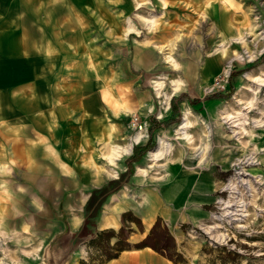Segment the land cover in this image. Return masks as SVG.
I'll return each mask as SVG.
<instances>
[{
  "label": "rangeland",
  "instance_id": "rangeland-1",
  "mask_svg": "<svg viewBox=\"0 0 264 264\" xmlns=\"http://www.w3.org/2000/svg\"><path fill=\"white\" fill-rule=\"evenodd\" d=\"M148 19L155 20L152 28ZM172 41L177 69L161 50ZM144 47L159 55L152 71L112 67L129 57V49ZM67 57L72 62L60 67ZM81 60L88 67H73ZM96 81L138 104L133 110L115 101L133 112L115 141L94 134L101 126L88 116L109 112L93 102ZM173 81L180 88L171 94ZM216 93L232 96L205 100ZM132 115L147 129L133 148L145 145L151 130L156 145L150 151L165 136L168 158L159 164L166 168L160 174L149 168L150 151L136 163L130 181L103 207L100 221L108 205L123 206L112 215L117 227L105 229H123V243L141 250L161 217L185 264H222L224 258L264 264V0H0V166H11L0 203L12 210L18 191L19 226L2 220L9 230L24 232L20 264L106 260L103 248L85 243L61 249L59 235L70 222L67 204H80L73 200L77 193L61 190L60 170L49 165L45 148L56 152L57 161L84 165L88 158L118 178L133 148L115 165L107 157L115 144L125 146L138 134ZM166 121L174 122L158 126ZM138 167L144 169L139 176ZM178 190L185 196L179 205ZM152 194L159 204L138 206ZM7 259L0 255V263L11 264Z\"/></svg>",
  "mask_w": 264,
  "mask_h": 264
},
{
  "label": "crops",
  "instance_id": "crops-1",
  "mask_svg": "<svg viewBox=\"0 0 264 264\" xmlns=\"http://www.w3.org/2000/svg\"><path fill=\"white\" fill-rule=\"evenodd\" d=\"M157 54L158 53L155 50L149 47L129 49L128 50L129 57L126 59H122L117 64H114L112 67H131L134 71H138L139 73H147L148 71H152L153 69H155V67L158 66L159 55ZM63 62L64 64H62L60 67H68V63H71L72 61L71 58L67 57ZM73 67H88V64L82 63L81 60V62L79 61V63L74 64ZM94 90L95 93L92 94L93 102L96 105H99L102 109H108L109 111L107 114H102V115H95L94 113L88 114V116H91V118L95 116L96 121L101 126L100 128L101 131L97 133L94 132V134H97L99 136L101 135L102 140L104 139L103 142L104 141L107 142L109 140L115 141L119 136V132L121 131V125L124 124L123 120L128 121L129 116L133 113H125L124 111L123 112L115 111V109L113 110V108L110 107V104L105 100V98H103L105 91H108L112 95L114 101H117V103L121 105L127 103L129 106L132 107L133 110L137 108L138 105L137 101H133V100L127 102L124 101L123 99H121L120 96H118L119 94L114 89L110 88L109 86H105L103 81H99V82L96 81ZM134 99L136 98L134 97ZM149 105L150 104H147V106ZM87 109L88 108L86 107V111H88ZM87 117L84 115L83 117H81V119L82 120L84 118L87 119ZM85 130L86 129H84V132ZM45 152L48 154L46 158L49 160V165L57 167L60 170L58 176L63 181L61 183L63 185L61 190H63L64 192L73 191L74 194L77 193L76 195H73V200L76 201L78 199L76 202L80 204V206H78V204L76 205L72 201L68 202L67 204L69 206L68 214L70 218L69 227H67V229L59 235V237L65 234L66 232L77 233L84 224L85 221L84 207L90 197L91 192L94 189L102 187L110 180L116 178L111 179L107 177L108 176L107 174H105L104 172H100L99 169H96L91 159L87 158V163L83 162L84 165H80L79 163L70 165L69 162L62 160V158L60 157L59 160L57 161V157H55L56 155H54L51 149L45 148ZM59 162H65L71 168L73 173L66 172V174H64L65 171H63V169L61 168V164ZM191 178L194 179V177ZM196 181L199 183L200 179L196 177ZM116 193L112 194L110 197L114 196ZM184 197L185 196L183 195V193L179 192L178 190V192L175 194V203H177L178 205L181 204L184 201ZM78 209L79 211L81 210L82 212L80 211V213H78ZM77 218H79L80 223H76L75 219ZM101 222L102 220L100 221L99 218L98 221L99 230L105 228H112L109 226L103 227L101 225ZM164 263L168 264L165 262L163 256L159 255L157 252L153 250L145 248L135 251L132 250L124 251L117 259L110 261L108 264H164Z\"/></svg>",
  "mask_w": 264,
  "mask_h": 264
},
{
  "label": "trees",
  "instance_id": "trees-1",
  "mask_svg": "<svg viewBox=\"0 0 264 264\" xmlns=\"http://www.w3.org/2000/svg\"><path fill=\"white\" fill-rule=\"evenodd\" d=\"M231 94L232 93H216L205 97V100L228 99L232 96ZM179 100H184L183 96L180 97ZM175 102L176 99L173 98L172 105L174 108H176ZM194 102V104H198L201 100H196ZM173 122L174 121H166V123H159L158 126L170 125ZM153 131L151 130V136L145 145L135 146L133 148L132 155L127 160V170L125 172L121 173L118 178L110 180L102 187L94 189L91 192L84 207L85 221L82 228L77 233L66 232L59 237V245L63 251L72 248L75 245H79L80 243H85L88 246L95 248H101V251L103 248V254L106 257V260L99 264H107L110 261L117 259L122 252L132 250L129 244L123 243V240L125 239V237H123V229H121L118 233H116L113 229L99 230L98 221L101 216L103 206L107 202L108 198L112 194L121 190L124 184L130 181L131 177L135 173V164L139 163L156 145L153 137ZM114 238H117V241L114 245H112L111 242ZM102 240L106 241L104 245L105 247H100L99 245ZM144 241L147 243L137 249L150 247L174 264L187 263L183 257L184 254L180 251V247L175 237L171 234L167 224L161 217L156 220ZM222 249L225 250L226 247H222ZM222 264H232V260L224 258L222 259Z\"/></svg>",
  "mask_w": 264,
  "mask_h": 264
},
{
  "label": "bare ground",
  "instance_id": "bare-ground-1",
  "mask_svg": "<svg viewBox=\"0 0 264 264\" xmlns=\"http://www.w3.org/2000/svg\"><path fill=\"white\" fill-rule=\"evenodd\" d=\"M154 21L155 20H153V19L146 20V22L150 24V28H152ZM175 46H176L175 41H172V42H170V43H168L166 45L161 46V50H163L166 53V58L168 59V61H170L173 64V66L176 67V69H177L178 64H177V62H176V60H175V58L173 56V52L175 50ZM172 85H173V89H172V93L171 94H174L175 92H177L179 90L180 84H179V82L173 81ZM156 86H162V84L157 83ZM157 90L159 91V88H157ZM170 96H168L167 99H166V103L165 104L167 105V107H169V98H170ZM103 98H105V100L110 104V107H112L113 110L115 109V111H122V112L124 111L125 113H133L132 110L129 107L119 106L115 101H113V99L111 97V94L108 91H105ZM189 114H190L189 111H185V119L188 118ZM223 118H226V117H223ZM226 124H228V122ZM184 127H185L184 125L181 126V128H184ZM217 127L220 130L224 129V126H222V125H219ZM143 137H145V136H143L142 134L138 133L125 146L124 145L123 146H119V145L115 144L113 146L112 150H111V153L107 157L108 161L110 163H112L113 165H115L124 156L131 154L133 146L138 144L143 139ZM167 145H168L167 144V139L165 138V136H160L159 140H158V145L156 146L155 149L150 151L149 161L151 163H150L149 168L154 169L157 172V174H160L159 171H163L166 168L165 165L159 164V162L161 160H163V159L168 158V156H167V152H168ZM54 153L56 154L55 151H54ZM59 163L61 164V168L63 169V171H65L64 174H66V172L67 173L68 172L73 173L71 168L65 162H59ZM54 165H56V164H54ZM0 168H1V171H0V185H1L3 183L4 175L6 173L10 172L8 170L11 168V166L10 165L8 166L7 164H2V166H0ZM143 172H144V169L141 168V167H138L136 175L139 176ZM1 178H2V180H1ZM163 182H164V180H161V181L159 180L158 184L161 185ZM14 184H16V183H14ZM16 185H18V183ZM0 190H1V187H0ZM1 192H0V194H1ZM17 194H18V191L16 192V194L13 197L11 196L12 200L10 201V206L12 207V210H8V208L6 207L7 206L6 203H3V201H1V203H0V255L6 256L8 258L7 261H9L11 264H20V257L22 255V253H21V251H22L21 237H22V233H24V232L21 233V232H19V230H13V229L9 230L8 225L5 224V222L2 220V218L9 217L10 218V224L14 228H17L19 226V221L21 219V217H20V213L21 212H20V209H19L20 206L18 204V196H17ZM31 194H33V192H31ZM6 197L7 196H5V198ZM2 198H0V199H2ZM150 198L152 199V201H150V199H148L147 197H144L143 201L138 206L142 207V208H146L147 207V209H153L157 204H159V198L155 194H152ZM19 200H20V198H19ZM120 208H123V206L118 201L115 202L114 204L108 205L106 207L105 212H104V216H103L101 225L103 227L104 226L105 227L109 226V227H112V228L114 227L115 228L116 222L114 221V218H113L114 216H112V215H113V213H115V210H119ZM75 221H76V223H80L79 222L80 221L79 218L75 219ZM159 258H160V256H159ZM160 260H162V259H160ZM164 260L168 264H174L173 262H171L170 260H168L166 258H164ZM158 263H160V262H158ZM0 264H5V263H0Z\"/></svg>",
  "mask_w": 264,
  "mask_h": 264
},
{
  "label": "built area",
  "instance_id": "built-area-1",
  "mask_svg": "<svg viewBox=\"0 0 264 264\" xmlns=\"http://www.w3.org/2000/svg\"><path fill=\"white\" fill-rule=\"evenodd\" d=\"M130 125L133 129L138 130L139 134L145 135L147 131L146 125L143 124L137 115H132L130 119Z\"/></svg>",
  "mask_w": 264,
  "mask_h": 264
}]
</instances>
